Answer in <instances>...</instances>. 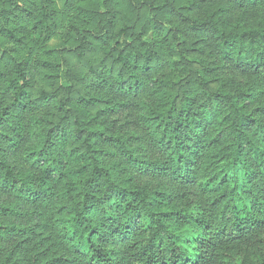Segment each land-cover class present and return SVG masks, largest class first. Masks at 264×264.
<instances>
[{
    "label": "trees",
    "instance_id": "1",
    "mask_svg": "<svg viewBox=\"0 0 264 264\" xmlns=\"http://www.w3.org/2000/svg\"><path fill=\"white\" fill-rule=\"evenodd\" d=\"M260 1L163 0L150 6L151 28L139 31L136 25L116 31L101 12L80 8L98 17L92 16L105 27L104 58L120 65L113 84L97 75L121 93L144 91L138 122L158 160L134 146L140 136L110 132L105 110L91 117L95 126L76 118V130L61 123L41 127L29 143L26 115L33 102L26 70L14 59L0 71L11 97L0 107V141L8 150L25 148L30 164L25 170L0 155V189L27 203L38 220L0 222V264H264V95L258 88L264 18L238 30L221 24L236 10L257 18L252 5ZM122 2L130 11L144 10L139 0ZM5 13L0 10V23ZM161 42L170 71L153 78ZM57 64L45 68L55 71ZM228 67L259 81L239 86L220 73ZM57 107L67 118L68 104L60 100ZM75 138L81 146L68 151ZM136 172L189 191L181 205L172 204L165 188L136 184ZM14 214L15 207L0 203V215ZM12 235L19 241L5 253L1 244Z\"/></svg>",
    "mask_w": 264,
    "mask_h": 264
},
{
    "label": "rangeland",
    "instance_id": "2",
    "mask_svg": "<svg viewBox=\"0 0 264 264\" xmlns=\"http://www.w3.org/2000/svg\"><path fill=\"white\" fill-rule=\"evenodd\" d=\"M144 10L130 11V7L122 0H0V10H6L0 23V71L6 73L14 59L24 66L29 79V99L33 102L32 111L26 115L28 124V142L34 138L41 127H52L61 123L69 130H76L75 119L89 121L86 125L95 126L97 121L91 120L97 112L105 110L103 120L109 126L110 132L125 136H140L142 139L134 146L143 147V155L147 160H158L159 150L147 144L145 130L138 122L143 104L146 100L144 91L140 93L119 92L116 84L107 87L95 71L103 72L110 84L116 80L120 65L110 59H105L102 51L103 41L100 36L104 26H98L97 16H86L80 8L98 11L110 23L106 27L119 31L124 26L136 25V30L144 27L151 28L148 17L151 15L150 6H157L163 0H139ZM180 5L183 0H168ZM255 7L253 15H240V10L233 11L221 20L227 30L242 28L251 18H264V0ZM90 15V14H89ZM139 19V20H138ZM46 62L58 63L55 71L45 68ZM152 77H158L170 71L168 55L164 43H158L157 54L151 62ZM197 69V67H193ZM220 73L234 80L237 85L254 86L259 76L247 71L228 67ZM62 74V80L57 78ZM61 80V81H60ZM72 87L71 93L65 91ZM264 95V84L258 86ZM65 88V89H64ZM217 86H213V89ZM93 99V102L90 101ZM11 97L2 88L0 82V107L10 103ZM65 101L71 112L64 117L57 103ZM85 100L90 101L87 104ZM99 100L98 103H94ZM81 146L79 139H74L67 145V150ZM8 150L4 140L0 141V155L11 164L27 170L30 164L24 159L22 151ZM37 171V170H36ZM133 180L140 186L151 185L154 188H165L171 196V203L181 205L188 188L178 182H170L161 177H153L135 173ZM0 203L15 207L16 214L8 217L0 215V222H12L27 226L38 221L33 218L34 210L25 202L15 198L13 194L0 189ZM33 233V236H36ZM19 241L18 236L12 235L8 241L1 244L4 252H8Z\"/></svg>",
    "mask_w": 264,
    "mask_h": 264
}]
</instances>
